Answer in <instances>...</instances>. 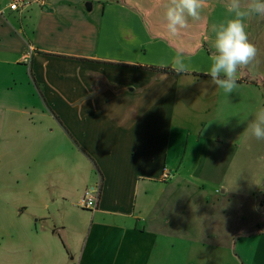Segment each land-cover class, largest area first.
<instances>
[{
  "label": "crops",
  "instance_id": "1",
  "mask_svg": "<svg viewBox=\"0 0 264 264\" xmlns=\"http://www.w3.org/2000/svg\"><path fill=\"white\" fill-rule=\"evenodd\" d=\"M9 1L0 0V264H264V141L246 131L264 88L243 70L229 95L203 75L212 12L172 35L169 0H91V11L89 0H47L21 12ZM256 18L248 35L262 61ZM177 53L189 72L170 71ZM75 173L85 181L65 189ZM7 175L24 185L8 189ZM99 184L95 210L78 203L89 221L72 257L57 235L67 221L52 210L69 217Z\"/></svg>",
  "mask_w": 264,
  "mask_h": 264
},
{
  "label": "clouds",
  "instance_id": "2",
  "mask_svg": "<svg viewBox=\"0 0 264 264\" xmlns=\"http://www.w3.org/2000/svg\"><path fill=\"white\" fill-rule=\"evenodd\" d=\"M206 0H169L166 5V28L172 35L188 25V19L199 20ZM227 12L232 18L219 26L213 25L215 34L214 51L209 56V64L203 75L211 84L232 94L239 86L243 70L248 68L257 57V48L249 40L245 19L259 16L264 19V0H225ZM168 68V64H162ZM170 71L177 75L190 71L182 53H177L170 61ZM166 77L167 72L163 73ZM246 131L257 141H264V108L258 110L247 124Z\"/></svg>",
  "mask_w": 264,
  "mask_h": 264
},
{
  "label": "rangeland",
  "instance_id": "3",
  "mask_svg": "<svg viewBox=\"0 0 264 264\" xmlns=\"http://www.w3.org/2000/svg\"><path fill=\"white\" fill-rule=\"evenodd\" d=\"M131 1H133V0H131ZM89 3H92V1L89 0ZM144 6L145 5H141V9H145ZM201 11L202 12H208V13L212 12L210 14V16H209L210 29L207 32V36L208 37H207L206 41H208L212 45H214L215 34L212 31V26L213 25L219 26L221 23H225L228 19L232 18V14L227 13V9L225 7V0H206V4H205L204 8ZM256 21H257L256 16H250V17L245 19L244 23L246 25V31L248 32L249 35H250V27L252 25H254L256 23ZM258 21H259L261 26H264V19L260 18ZM204 31H206V30H204ZM29 49H31V48H29ZM244 70H247L245 72L250 74L252 77H256L255 80H258V82L262 84L261 87L264 88V60L259 61L258 54H257L256 60L253 62V64L250 65L248 68H246ZM193 114L194 113H192V116H193ZM223 115H224V111L222 113L218 111V116H217L218 120H216V121L219 122L218 124L223 122L222 120H219V119L222 118ZM192 116L188 115V118L192 119L191 118ZM205 117L206 116H204V118ZM205 138H206V133H204L203 136H202L203 140H205ZM89 168H90V165H89ZM85 178H86L85 176L76 175V173L73 176H71V178L65 176V179L62 182V185H63V187L65 189H71L72 186H71V183H70V181H71L70 179H72L73 183H74L77 180H81L82 182H84ZM4 179L7 182V184H5V187H7L8 189L9 188L10 189H15V191H16V188H17L16 182H17V180L20 181L19 184L21 186L24 185V180H21L19 178H15L13 175H7V176L4 177ZM96 182H97V180L95 179L94 184ZM96 186H94V187H96ZM99 186H100V184H99ZM73 187L74 188H78V186H76V185H74ZM87 188H91V187H87ZM100 188H101V186H100ZM216 188H218V187H216ZM216 190H219V192H220V189H216ZM22 192H23V190H22ZM85 192H86V190L84 192H82L81 196H79L78 198H77V195L74 196V198H77L76 200L73 201V203L76 204V206H74L75 208L72 210L73 212H71L69 217L61 216L60 215V214H62L61 209H59V211H57L59 213V215L54 213L55 210L53 211L52 209H50V210H52V212L54 214V220H55L56 224L59 223L60 217L64 221H67L66 222V227H65L66 229L58 231L57 235L58 236H62L64 242H67V245L69 244V246L73 250V253L71 255L72 257H76L78 255L79 248L82 245V239H81L82 224L80 222L89 221V217H88V214H87L88 210H84V209L78 207V203L82 199V197L84 196ZM9 200H10V202H17L18 201L17 195L14 194L13 196H9ZM9 200H8V197H7L6 198V202L8 203ZM25 200H26V202H28L26 197L23 199V201H25ZM51 200H53V199H51ZM4 208H6L5 207V202L2 203V201H0V215L3 213V209ZM30 211H31V209L28 210L27 212H25L24 215H26L27 217H30L32 215V213ZM61 227H63V226L57 225L56 228L58 229V228H61ZM69 236H71L70 239H69ZM59 247H60V245H59Z\"/></svg>",
  "mask_w": 264,
  "mask_h": 264
},
{
  "label": "built area",
  "instance_id": "4",
  "mask_svg": "<svg viewBox=\"0 0 264 264\" xmlns=\"http://www.w3.org/2000/svg\"><path fill=\"white\" fill-rule=\"evenodd\" d=\"M47 0H10L7 7L12 12H21L29 8L32 4L44 5ZM32 49H29L24 57V61L27 63L30 59ZM163 178L167 180L170 175L166 169H164ZM100 186L88 188L80 201V205L84 209L95 210L98 206V200L100 197Z\"/></svg>",
  "mask_w": 264,
  "mask_h": 264
},
{
  "label": "water",
  "instance_id": "5",
  "mask_svg": "<svg viewBox=\"0 0 264 264\" xmlns=\"http://www.w3.org/2000/svg\"><path fill=\"white\" fill-rule=\"evenodd\" d=\"M86 7H87V10H88V11H91V9H92V6H91V4H90V3H89V4H87V6H86Z\"/></svg>",
  "mask_w": 264,
  "mask_h": 264
},
{
  "label": "trees",
  "instance_id": "6",
  "mask_svg": "<svg viewBox=\"0 0 264 264\" xmlns=\"http://www.w3.org/2000/svg\"><path fill=\"white\" fill-rule=\"evenodd\" d=\"M166 70V69H165ZM164 72H167V71H164Z\"/></svg>",
  "mask_w": 264,
  "mask_h": 264
}]
</instances>
